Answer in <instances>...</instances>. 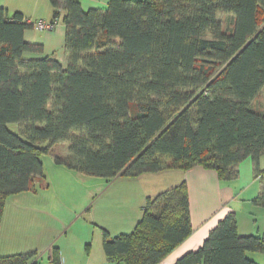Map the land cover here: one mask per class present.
<instances>
[{"label": "trees", "instance_id": "16d2710c", "mask_svg": "<svg viewBox=\"0 0 264 264\" xmlns=\"http://www.w3.org/2000/svg\"><path fill=\"white\" fill-rule=\"evenodd\" d=\"M48 2L62 60L25 40L37 20L0 8V225L6 200L35 191L41 158L60 143L57 164L107 180L198 166L230 182L249 158L264 208V0ZM191 233L183 181L147 198L130 234L102 230V250L109 264H161ZM247 252L264 254V237L240 236L228 213L175 264H256Z\"/></svg>", "mask_w": 264, "mask_h": 264}, {"label": "rangeland", "instance_id": "374dc122", "mask_svg": "<svg viewBox=\"0 0 264 264\" xmlns=\"http://www.w3.org/2000/svg\"><path fill=\"white\" fill-rule=\"evenodd\" d=\"M219 19L223 27L229 24V17ZM58 25L57 32L63 31L61 20ZM34 33L36 40L50 39V53L62 60L63 47L57 36ZM256 101L255 107H264V91ZM8 128L17 132L16 124ZM66 153L67 145L55 144L51 153L41 158L44 179L36 180L37 193L26 191L6 200L0 225V257L29 254L28 264H50L49 251L57 248L61 264H98L102 230L112 237L130 234L133 227L129 219L140 214L141 200L180 184L176 183L182 171L171 169L110 180L82 175L56 163L55 156Z\"/></svg>", "mask_w": 264, "mask_h": 264}, {"label": "crops", "instance_id": "0c3cea01", "mask_svg": "<svg viewBox=\"0 0 264 264\" xmlns=\"http://www.w3.org/2000/svg\"><path fill=\"white\" fill-rule=\"evenodd\" d=\"M79 1L82 7L87 9L91 7H103L108 0ZM0 8L6 9L10 15L13 13H20L25 19L32 23L38 19L51 20L53 17L52 8L48 0H0ZM60 26L63 28V31L57 32V29H55L49 33H52L53 36H57L60 45L63 47L64 27L63 25ZM57 27H59V25ZM34 32L38 33L35 29L26 31L24 34L25 40L28 42L40 43L43 46L44 54L52 55L54 52L50 53L51 48H48L50 47V39L36 40L37 36ZM54 55L55 54H53V56ZM55 57H57V54ZM65 155L66 154L60 157ZM263 163L261 156L258 161L260 169L264 168ZM180 174L176 184L184 181L187 186L192 233L188 239L175 248L161 264H175L184 254L196 251L202 245V242L208 236L209 232L217 225L218 221L224 218L228 213H234L238 234L240 236L264 237V208L256 206L253 203V200L260 192V183L258 179L254 177L252 160L247 158L240 163L237 178L230 182H220L214 171L206 170L198 166L187 171H182ZM31 193L36 194L37 190ZM159 193L161 192H158V194ZM151 197H153V195L147 198ZM24 198L26 201L28 200L26 197ZM146 199L141 200L142 203L139 209L142 210H138L141 215L145 205L143 203ZM140 214L138 215L140 216ZM138 215L136 213L134 217L129 219L133 229L138 222ZM89 247L90 246H87L86 250L88 253H91ZM100 248L101 255L99 256L98 264H109L102 250V242ZM54 249V255L57 256L55 264H61L59 250L57 248ZM246 257L256 264H264V254L262 253L247 252Z\"/></svg>", "mask_w": 264, "mask_h": 264}, {"label": "built area", "instance_id": "2783aa9c", "mask_svg": "<svg viewBox=\"0 0 264 264\" xmlns=\"http://www.w3.org/2000/svg\"><path fill=\"white\" fill-rule=\"evenodd\" d=\"M58 21L56 20H37L35 23H33V26L36 30L38 31H52L57 27ZM49 263L52 264L53 256H52V251H49ZM114 264V263H111Z\"/></svg>", "mask_w": 264, "mask_h": 264}]
</instances>
